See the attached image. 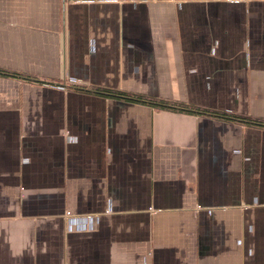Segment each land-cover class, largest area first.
Listing matches in <instances>:
<instances>
[{"label": "crops", "instance_id": "1", "mask_svg": "<svg viewBox=\"0 0 264 264\" xmlns=\"http://www.w3.org/2000/svg\"><path fill=\"white\" fill-rule=\"evenodd\" d=\"M0 69V264H264V125L195 111L264 119V0H0Z\"/></svg>", "mask_w": 264, "mask_h": 264}, {"label": "trees", "instance_id": "2", "mask_svg": "<svg viewBox=\"0 0 264 264\" xmlns=\"http://www.w3.org/2000/svg\"><path fill=\"white\" fill-rule=\"evenodd\" d=\"M0 74L3 75H10V76H21L22 74L18 72H13V71H8L5 69H0ZM98 90L99 93L112 97V98H118L121 100H127V101H137V102H147L152 105H154L157 108H180L186 110V107L182 105L181 103H175L170 100L166 99H154V98H147L143 95L139 94H134L130 92H125L122 90H114V89H96ZM188 108V107H187ZM200 113H210L219 117L227 118V119H241V121H244L246 123L254 124V125H264V119L262 118H257V117H249V116H238L233 113H228V112H220V111H215V110H210V109H203V108H197V110Z\"/></svg>", "mask_w": 264, "mask_h": 264}]
</instances>
